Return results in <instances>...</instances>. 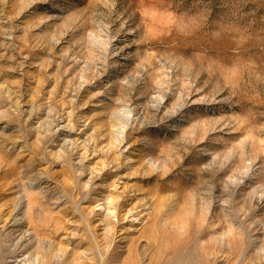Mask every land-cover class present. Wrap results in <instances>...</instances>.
<instances>
[{"label": "rangeland", "instance_id": "obj_1", "mask_svg": "<svg viewBox=\"0 0 264 264\" xmlns=\"http://www.w3.org/2000/svg\"><path fill=\"white\" fill-rule=\"evenodd\" d=\"M0 264H264V0H0Z\"/></svg>", "mask_w": 264, "mask_h": 264}, {"label": "bare ground", "instance_id": "obj_2", "mask_svg": "<svg viewBox=\"0 0 264 264\" xmlns=\"http://www.w3.org/2000/svg\"><path fill=\"white\" fill-rule=\"evenodd\" d=\"M124 59V58H123ZM6 215V219H5V222H8V223H10V227L11 228H17V229H19V228H21V227H23V218H18L17 216V214H14V213H7V214H5ZM20 216V215H19ZM26 233V232H25Z\"/></svg>", "mask_w": 264, "mask_h": 264}]
</instances>
